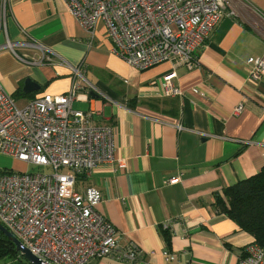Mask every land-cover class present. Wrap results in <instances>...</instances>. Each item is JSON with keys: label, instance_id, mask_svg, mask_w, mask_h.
Wrapping results in <instances>:
<instances>
[{"label": "crops", "instance_id": "obj_1", "mask_svg": "<svg viewBox=\"0 0 264 264\" xmlns=\"http://www.w3.org/2000/svg\"><path fill=\"white\" fill-rule=\"evenodd\" d=\"M227 1L197 50L198 66L139 69L112 51L101 22L91 36L64 0H0V89L24 105L66 92L76 67L86 85L73 108L95 126L114 127V154L125 164L100 163L75 189H99L97 209L118 246L139 253L134 263L100 257L90 264H236L254 240L214 202L264 164V79L252 80L246 62L264 53V0ZM172 72L182 93L165 96L151 82ZM27 77L39 89L24 93Z\"/></svg>", "mask_w": 264, "mask_h": 264}, {"label": "built area", "instance_id": "obj_2", "mask_svg": "<svg viewBox=\"0 0 264 264\" xmlns=\"http://www.w3.org/2000/svg\"><path fill=\"white\" fill-rule=\"evenodd\" d=\"M76 21L94 35L101 22L112 51L128 64L147 69L175 61L198 66L197 50L223 14L227 0H64ZM5 47H10L6 44ZM22 60L25 59L19 56ZM249 77L264 79V53L250 56ZM70 88L42 94L19 106L0 89V154L51 167L53 172H0V222L45 264H90L114 257L134 263L139 251L118 246L116 231L97 209L99 189H75L76 175L100 163L125 161L114 154V127L95 126L72 106L85 85L79 71ZM174 73L151 83L163 95H181ZM193 91H196L193 89ZM242 103L233 109L238 113ZM179 127V126H178ZM171 178L169 183L178 181ZM167 262L174 254L164 251ZM236 264H264V245L247 244Z\"/></svg>", "mask_w": 264, "mask_h": 264}, {"label": "trees", "instance_id": "obj_3", "mask_svg": "<svg viewBox=\"0 0 264 264\" xmlns=\"http://www.w3.org/2000/svg\"><path fill=\"white\" fill-rule=\"evenodd\" d=\"M197 54V52H196ZM6 169H1L0 172ZM83 173L76 175V180ZM222 195H215L214 205L218 212L224 213L236 223L243 231L254 237V241L264 245V164L261 169L233 185L222 190ZM160 232L166 242L170 245V234L165 229ZM22 262L14 244L0 232V264H19ZM24 264H28L23 261Z\"/></svg>", "mask_w": 264, "mask_h": 264}, {"label": "water", "instance_id": "obj_4", "mask_svg": "<svg viewBox=\"0 0 264 264\" xmlns=\"http://www.w3.org/2000/svg\"><path fill=\"white\" fill-rule=\"evenodd\" d=\"M40 85L30 77L25 78L23 92L29 93L39 89ZM0 232L4 234L14 244L15 250L18 252L22 261L28 264H45L41 262L30 250L13 234L11 233L1 222Z\"/></svg>", "mask_w": 264, "mask_h": 264}, {"label": "rangeland", "instance_id": "obj_5", "mask_svg": "<svg viewBox=\"0 0 264 264\" xmlns=\"http://www.w3.org/2000/svg\"><path fill=\"white\" fill-rule=\"evenodd\" d=\"M22 101H17V104L23 105ZM1 169H9L13 170V172H44V173H50L53 172V169L51 167H45V166H39V165H32L30 163L21 162L16 160L11 155H5L0 154V170ZM19 264H24L23 261L19 262Z\"/></svg>", "mask_w": 264, "mask_h": 264}]
</instances>
